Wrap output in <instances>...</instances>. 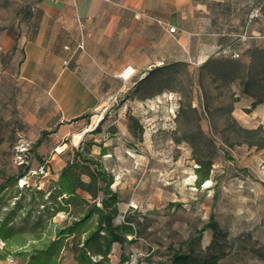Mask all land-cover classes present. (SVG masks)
<instances>
[{"label":"rangeland","instance_id":"rangeland-1","mask_svg":"<svg viewBox=\"0 0 264 264\" xmlns=\"http://www.w3.org/2000/svg\"><path fill=\"white\" fill-rule=\"evenodd\" d=\"M245 83H249L252 94L264 100V49L247 61L217 56L205 66L180 64L152 76L138 94L111 97L106 108L93 118L88 128L100 132L85 140L96 142L93 149L97 155L100 145L108 149L103 162L115 176L113 189L121 199L117 222L130 215L143 226L137 241L121 251L128 260L124 264L169 260L171 248L186 250L184 243L198 235L212 214L219 224L218 243L209 248L215 234L207 229L195 245L197 253H223L218 264H264V148L250 146L247 135L233 132L236 125L264 130V101L253 108L255 98L243 92ZM158 86L165 88L159 92ZM21 142L17 151L35 143L27 139ZM71 142L58 150L77 147L84 139L76 136ZM3 147L1 152L7 153L0 156V174L30 170L19 185L47 190L65 162V158L53 156L52 145L42 160L50 162V170L42 168L43 163L36 159L27 162L25 156L19 158ZM211 158V179L199 187L197 159ZM31 194L7 191L0 219L15 207L12 195H18L23 206L29 207ZM38 210H44L39 203L28 219L17 218L10 223L16 229L22 227L25 242L6 246L0 238V253L7 251L0 264H23L14 252L38 246L37 235L46 233L53 224H63L66 218L59 214L49 223L45 215L36 225ZM18 214L21 216L20 210ZM73 260L66 252L61 264H75Z\"/></svg>","mask_w":264,"mask_h":264},{"label":"crops","instance_id":"crops-1","mask_svg":"<svg viewBox=\"0 0 264 264\" xmlns=\"http://www.w3.org/2000/svg\"><path fill=\"white\" fill-rule=\"evenodd\" d=\"M252 11L260 17L249 23ZM263 49L264 0H0V140L20 133L41 158L49 145L61 158L76 136L99 134L88 127L111 97L149 75ZM127 66L136 75L125 83ZM121 251L113 245L114 264Z\"/></svg>","mask_w":264,"mask_h":264},{"label":"trees","instance_id":"trees-1","mask_svg":"<svg viewBox=\"0 0 264 264\" xmlns=\"http://www.w3.org/2000/svg\"><path fill=\"white\" fill-rule=\"evenodd\" d=\"M213 60L208 61L203 66ZM179 65L149 75L143 84L133 90V93L138 94L152 76L162 74V72ZM163 88L165 86H158L159 92H162ZM243 92L255 98L252 103L253 108L264 101L250 92L249 83L243 85ZM86 117L89 115L83 118ZM130 118L135 120L134 116ZM6 129L7 127L1 128L2 134L5 133ZM99 132L98 128L94 130V133ZM233 132L236 136L247 135L249 137L247 143L250 146L264 148L263 127L246 129L236 125ZM261 135H263L262 138ZM23 140L25 138L20 133H17L13 141L1 139L0 156L7 153V150L1 152L4 149V147L1 148L2 145H6L8 151L19 156L21 152H18L16 148ZM96 145L94 140H86L77 147H68L61 151L60 156L65 158V166L58 173L57 179H52L47 190L38 186L34 188L33 185H19V180L28 176L29 169L19 170L10 175H7L6 171L1 172L0 175L5 177L0 179V210L4 203V194L10 189H15L19 194L25 191L32 192L28 203L29 207L23 206V199L18 195L11 196L14 199L15 207L4 213L0 219V238L6 242V246L16 242H25L21 234L22 227L16 229L10 223H13L17 218H21L23 221L28 219L32 216L34 205L37 203L43 206L44 210H38L37 214L33 215L36 225L44 221L45 215H48L49 223H52L53 218L59 214L66 217L63 224H53L46 233L40 232L37 235L38 246L33 245L31 249L14 252L15 256L23 259V264H61L66 252L73 255L76 264H114L110 257L113 245L120 244L124 253L125 245L137 241L143 229L142 223L130 215H124V220L121 223L117 222V218L121 215L119 207L121 199L119 193L113 189L115 176L103 162L104 156L108 154V149L100 145L101 151L97 155L93 149ZM37 147L38 144H33L27 152L21 155L26 157L27 162L32 159L42 162L41 167L47 170L49 165L42 161L43 158L36 152ZM225 155L228 156L227 152ZM213 164L212 158L210 160L197 159L196 173L199 187L211 179ZM46 195L48 197L44 200ZM18 210L21 211V216L18 214ZM207 229H211L215 234L209 248L216 245L218 243L216 235L219 232V224L214 220L212 214L209 222L202 227L198 235L184 243L186 250L184 248H171L169 260L151 262L150 264H218L223 253L221 255H206L202 252L197 253L195 250L196 243L203 231ZM123 253L117 264H124L128 261ZM6 255L7 251L4 254L0 253V262L6 259Z\"/></svg>","mask_w":264,"mask_h":264},{"label":"built area","instance_id":"built-area-1","mask_svg":"<svg viewBox=\"0 0 264 264\" xmlns=\"http://www.w3.org/2000/svg\"><path fill=\"white\" fill-rule=\"evenodd\" d=\"M137 18H140V15H136ZM260 17V13L259 11H252L249 15H248V22L252 23L253 21H255L256 19H258ZM169 32L171 33H175L177 32V29L175 27H170L169 28ZM80 49H84V45L81 43L80 44ZM230 57L233 59H237L240 57V54L238 52H233L230 54ZM65 63H67V61H65ZM136 75V70L135 68H133L132 66H127L126 68H124L121 72L118 73V77L123 80L125 83H128L131 81V79ZM124 109H127V103L124 104ZM22 144V142H21ZM20 144V145H21ZM27 146L24 147L23 149H18V152H21L19 155V158H22L23 153L27 152L30 148H31V143L26 144ZM9 262H14L13 258H8Z\"/></svg>","mask_w":264,"mask_h":264},{"label":"bare ground","instance_id":"bare-ground-1","mask_svg":"<svg viewBox=\"0 0 264 264\" xmlns=\"http://www.w3.org/2000/svg\"><path fill=\"white\" fill-rule=\"evenodd\" d=\"M63 149H60L59 151H62Z\"/></svg>","mask_w":264,"mask_h":264}]
</instances>
